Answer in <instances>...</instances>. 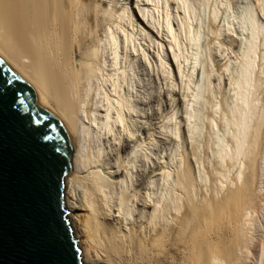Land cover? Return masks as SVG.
I'll return each instance as SVG.
<instances>
[{"label":"bare ground","instance_id":"bare-ground-1","mask_svg":"<svg viewBox=\"0 0 264 264\" xmlns=\"http://www.w3.org/2000/svg\"><path fill=\"white\" fill-rule=\"evenodd\" d=\"M203 1L0 0L1 57L75 137L86 261L264 264V0L195 31Z\"/></svg>","mask_w":264,"mask_h":264},{"label":"water","instance_id":"water-1","mask_svg":"<svg viewBox=\"0 0 264 264\" xmlns=\"http://www.w3.org/2000/svg\"><path fill=\"white\" fill-rule=\"evenodd\" d=\"M75 137L0 55V264L86 261L66 204Z\"/></svg>","mask_w":264,"mask_h":264},{"label":"rangeland","instance_id":"rangeland-1","mask_svg":"<svg viewBox=\"0 0 264 264\" xmlns=\"http://www.w3.org/2000/svg\"><path fill=\"white\" fill-rule=\"evenodd\" d=\"M200 1H201V0H200ZM204 1L207 2V3L210 2L209 0H204ZM204 1H203V2H204ZM225 1H226V0H217V1L215 2V0H211V5H213V3L215 2V3H216V7L219 8V9H218L219 12L221 11L220 14H227V13H228L227 15H228L229 18H230V17H231L230 15L233 14V11H234L235 9H234L233 6L229 5V4L226 3ZM203 2H202V5L200 4V5L197 7V8H198V9L196 10V11H197V12H196L197 14H196L195 17H194V18H195L194 21H196V22L193 21V26H194L193 29H195V31L198 30L199 28H200V29H199L198 31H202V30H201V29H202V28H201L202 26L199 24V22L204 21V20H205V19H204V16L206 17V16H207L206 13H208V12L206 11V10H207V8H206L207 6H205L206 3L204 2V3H205V4H204ZM223 2H224L225 4H227V5L222 4ZM203 4H204V6H203ZM209 4H210V3H209ZM219 4H220V5H219ZM104 5H105V4H104ZM222 5H223V6H222ZM228 6H229V9L227 10ZM204 7H205V8H204ZM220 7H222V8H220ZM224 7H225V8H224ZM230 7H231V8H230ZM201 9H202V11H204L205 13L202 12V11H200ZM204 9H205V10H204ZM223 9H224V10H223ZM222 10H223V11H222ZM230 10H231V11H230ZM201 12H202V13H201ZM203 13H204L205 15H204ZM202 15H204V16H202ZM196 18H197V19H196ZM202 18H203V19H202ZM195 23H196V24H195ZM197 23H198V24H197ZM199 26H201V27H199ZM195 27H196L197 29H196ZM193 48H194V46H192V48L189 49V53H190V54H191V52H192V53L195 52V51H194L195 49H193ZM190 50H191V52H190ZM192 50H193V51H192ZM74 214H76V215H80V214H82V211H75ZM260 221H261V222L264 221V220L262 219L261 216H260Z\"/></svg>","mask_w":264,"mask_h":264}]
</instances>
